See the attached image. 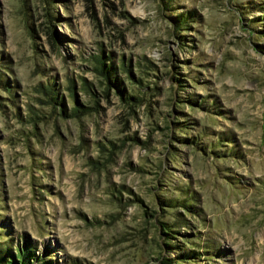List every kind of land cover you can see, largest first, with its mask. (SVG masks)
Wrapping results in <instances>:
<instances>
[{
  "label": "rangeland",
  "instance_id": "374dc122",
  "mask_svg": "<svg viewBox=\"0 0 264 264\" xmlns=\"http://www.w3.org/2000/svg\"><path fill=\"white\" fill-rule=\"evenodd\" d=\"M22 240L35 264H264V0H0V244Z\"/></svg>",
  "mask_w": 264,
  "mask_h": 264
},
{
  "label": "trees",
  "instance_id": "16d2710c",
  "mask_svg": "<svg viewBox=\"0 0 264 264\" xmlns=\"http://www.w3.org/2000/svg\"><path fill=\"white\" fill-rule=\"evenodd\" d=\"M180 19L181 18H179L178 21ZM97 62H98L97 68L99 69V71L104 73L105 75H107L108 78H110L109 80L113 82L114 86H116L118 88V90L120 92H122L123 88L118 87L119 84L117 83V78L114 75L115 65L113 63L107 64L103 61H100L99 59L97 60ZM58 97L59 96L57 95V93L54 92V95L51 98L54 99L55 102L60 103L63 107V101H62V99H59ZM124 98L126 101L136 99V97H134L133 95H128V94L124 95ZM62 111H63L62 114L65 115L66 110L62 109ZM78 111H79L78 108L74 107V110L72 113H76ZM182 141L187 142V139H182ZM182 206H189V203H185ZM191 256H192V252H188V253L181 254L179 257L187 258V257H191ZM35 259H36V261H38V259L36 258V255H35L34 248L32 246H30L29 243H27L25 241L23 242V240L21 241L20 244L19 243L16 244L15 250H11L8 243H5L3 245L0 244V264H35ZM164 259H165V261H163L164 264H181L183 261L181 259H178V257L174 263L171 262L174 260L167 259V258H164ZM38 264H50V262L40 260V263H38Z\"/></svg>",
  "mask_w": 264,
  "mask_h": 264
}]
</instances>
